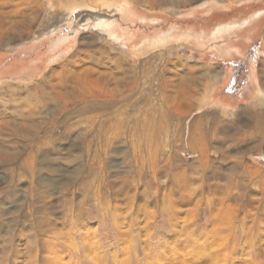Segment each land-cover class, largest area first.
<instances>
[{"label": "bare ground", "instance_id": "bare-ground-1", "mask_svg": "<svg viewBox=\"0 0 264 264\" xmlns=\"http://www.w3.org/2000/svg\"><path fill=\"white\" fill-rule=\"evenodd\" d=\"M193 1L122 5L176 13ZM100 2L0 0V58L3 48L56 33L65 8L90 5L98 11L76 20L107 22L109 3ZM90 39L39 84L34 73L24 87L0 81V168L8 175L0 264H264V170L246 162L264 146V100L253 108L255 129H223L225 115L211 112L186 123L206 107L212 73L131 65L105 37ZM256 131L262 142L253 144Z\"/></svg>", "mask_w": 264, "mask_h": 264}, {"label": "rangeland", "instance_id": "rangeland-1", "mask_svg": "<svg viewBox=\"0 0 264 264\" xmlns=\"http://www.w3.org/2000/svg\"><path fill=\"white\" fill-rule=\"evenodd\" d=\"M104 1H108L109 6L102 9L111 16L107 22H78L76 16L80 13L98 11L90 5L65 8L57 22L62 28L53 35L46 38L35 35L7 50L3 48L1 51L6 54L0 58V81L24 87L27 77L34 73V83L39 84L44 74L48 75L51 69H60L62 63L76 54L74 52L84 37L99 42L105 37L113 44L112 55H124L131 65L157 62L155 65L162 70L170 62L181 63L184 75L196 68L216 77L206 107L189 113L186 123L211 112L225 115L223 121L227 127L221 126L223 129L235 128L242 123L256 128L258 116L253 108L264 100V0H194L176 13L170 10L150 12L140 4H133V8H137L131 9L133 13L122 5V0H102L100 3ZM69 18L73 21L69 22ZM65 39L68 42H64ZM101 44L91 48L92 51H97ZM261 139V134L257 133L253 144L258 140L261 143ZM80 151L81 148L76 146L75 152ZM51 153L53 158L58 154L57 151ZM181 155L185 164L192 163L193 157L187 151ZM246 160L264 170V146L246 156ZM58 164L65 169L75 167H70L65 160ZM45 174L50 180L59 177L53 173ZM7 179V173L0 168V189L6 186ZM27 185L23 182L19 190L24 193ZM2 203L9 206L11 202L5 197ZM89 213L93 215V209ZM259 213L264 215L262 210ZM11 219L15 220L14 217ZM90 222L95 225L96 221L92 218ZM162 223V228L167 230L165 222ZM140 256L144 254L140 253Z\"/></svg>", "mask_w": 264, "mask_h": 264}, {"label": "crops", "instance_id": "crops-1", "mask_svg": "<svg viewBox=\"0 0 264 264\" xmlns=\"http://www.w3.org/2000/svg\"><path fill=\"white\" fill-rule=\"evenodd\" d=\"M259 76V75H258Z\"/></svg>", "mask_w": 264, "mask_h": 264}]
</instances>
